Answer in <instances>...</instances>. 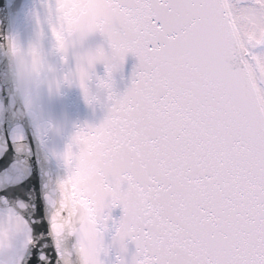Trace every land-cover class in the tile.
<instances>
[{
	"label": "snow or ice",
	"instance_id": "obj_1",
	"mask_svg": "<svg viewBox=\"0 0 264 264\" xmlns=\"http://www.w3.org/2000/svg\"><path fill=\"white\" fill-rule=\"evenodd\" d=\"M0 38L6 145L49 133L16 115L19 65L110 102L46 211L0 189V264H264V0H0Z\"/></svg>",
	"mask_w": 264,
	"mask_h": 264
},
{
	"label": "water",
	"instance_id": "obj_2",
	"mask_svg": "<svg viewBox=\"0 0 264 264\" xmlns=\"http://www.w3.org/2000/svg\"><path fill=\"white\" fill-rule=\"evenodd\" d=\"M31 26L22 39L24 42L31 36ZM96 43L102 38L96 35ZM7 49L0 38V61H5ZM138 63L135 56L126 57L121 70L113 73L114 91L123 93L131 83L134 66ZM22 71H31L40 75H56L52 64L37 61L27 66L19 65L15 72V86L22 102L35 97L37 108L29 111L32 115L29 123L35 129L33 119L49 129L45 144L42 146L35 131H30L23 145L5 144L6 133L0 125V189L7 188L10 194L22 199L27 198L43 210H47L45 197L55 187L58 180L67 174L63 154L67 150L75 133L85 126H98L107 114L106 94L101 92L98 103L85 101L82 90L77 85H65L59 93L51 94L48 89H39L26 84L21 79ZM98 74L103 75L102 64L96 66ZM7 148V151H5ZM121 215L119 208L113 216ZM114 259V257H113Z\"/></svg>",
	"mask_w": 264,
	"mask_h": 264
},
{
	"label": "clouds",
	"instance_id": "obj_3",
	"mask_svg": "<svg viewBox=\"0 0 264 264\" xmlns=\"http://www.w3.org/2000/svg\"><path fill=\"white\" fill-rule=\"evenodd\" d=\"M21 79L24 83L32 85L39 89H48L51 94L59 93L60 90L63 88L62 84L58 85V78L56 75L52 74H46L42 73L40 75L34 74L31 71H22L21 72ZM23 112H18L16 115H18L19 118L23 119L24 116L28 114L29 111L36 110V100L35 97H32L28 99L26 102L23 103ZM33 123L37 130H39L41 124L37 122L35 119H33Z\"/></svg>",
	"mask_w": 264,
	"mask_h": 264
}]
</instances>
